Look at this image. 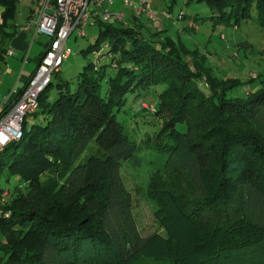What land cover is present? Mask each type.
<instances>
[{
	"label": "trees",
	"instance_id": "16d2710c",
	"mask_svg": "<svg viewBox=\"0 0 264 264\" xmlns=\"http://www.w3.org/2000/svg\"><path fill=\"white\" fill-rule=\"evenodd\" d=\"M190 1L210 4L226 22L247 18L254 5L264 24V0ZM14 14L13 1L0 0V58ZM129 18L96 19L82 51L98 62L74 83L57 81L53 97L50 83L32 113L40 120L0 152V171L19 174L26 188L0 200V264H264V79L229 95L238 79L213 74L206 54ZM154 85L163 88L148 110L162 121L156 139L166 158L146 192L167 238L140 235L118 173L137 143L116 109L128 91Z\"/></svg>",
	"mask_w": 264,
	"mask_h": 264
},
{
	"label": "rangeland",
	"instance_id": "374dc122",
	"mask_svg": "<svg viewBox=\"0 0 264 264\" xmlns=\"http://www.w3.org/2000/svg\"><path fill=\"white\" fill-rule=\"evenodd\" d=\"M12 1L15 5V14L8 17L7 29L10 30L14 24L25 23L30 15V18L37 17L34 12L30 13L32 8L34 9L37 5L36 0ZM149 2L153 7L155 3L161 4V7L169 12V15L163 17L161 27L157 29L155 22L144 15H142V19L139 18L135 22L142 24V28L160 30L157 33L160 36L170 34L174 38L180 37L188 47L197 48L200 54H206L205 64L210 67L213 74L222 78L238 79L239 84L227 91L229 95L244 94L263 85L261 79H264V24L259 21L258 11L254 5L250 7V14L247 18H241L238 21L232 19L226 22L219 18L210 4L204 1L186 3L185 0H176L170 9L166 6L169 0H149ZM111 12H122L124 23L127 24V21L130 23L129 17L132 13L123 5L122 0H113ZM179 12L183 17L181 15L177 18ZM211 14L214 15L211 16ZM107 21L115 25L121 22L113 14ZM190 21L194 25H191ZM82 29L85 32L84 35H79L78 29L74 28L66 39L65 44L70 48L71 53L63 60L59 71L52 74V83L48 88L50 97L57 93V81L76 82L83 66L90 60L96 59L95 51H90L85 56L82 49L94 41L98 24L87 23L82 26ZM144 32L148 33L146 30ZM30 38L26 46L27 51L30 50L25 65L27 73L35 68L40 54L49 41V36L42 33H36L33 41ZM107 38L108 35L104 36L100 44H103ZM5 40L4 44L6 42L8 44L9 39ZM256 75L259 78H250ZM162 88L163 85H154L128 91L124 103L119 109H116V117L122 122L124 132L137 143L136 157L122 161L118 167V173L130 191L131 214L143 237L154 234L163 238L168 237L165 224L154 212L157 203L146 192L150 174L161 166L166 158V153L157 146L159 139H156L162 121L154 112L141 105L142 100L148 104L156 105L158 102L157 92ZM26 118L29 125L32 119L40 120L39 115L33 114H27ZM176 126L182 129L184 124L177 123ZM18 184L25 191L24 182L19 174H9L6 168L0 171V187L12 191Z\"/></svg>",
	"mask_w": 264,
	"mask_h": 264
},
{
	"label": "built area",
	"instance_id": "2783aa9c",
	"mask_svg": "<svg viewBox=\"0 0 264 264\" xmlns=\"http://www.w3.org/2000/svg\"><path fill=\"white\" fill-rule=\"evenodd\" d=\"M112 3L113 0H38L35 7V11L39 13L38 19L29 20L22 29L28 30L33 24L34 33L48 35L49 41L35 68L30 72L25 86L9 104H5L7 107L0 115V152L7 144L22 137L24 126L29 124L26 115L37 109L40 93L52 83V74L59 71L63 60L71 53L65 43L74 28L78 29L79 35H84L82 26L94 23L97 18L107 20L113 14L117 20H123L122 12H111ZM122 3L137 16L144 15L153 21L160 19L149 0H122ZM161 13L163 16L169 15L165 8L161 9ZM181 15L179 12L177 18ZM189 23L194 25L191 21ZM102 45L105 46L106 43ZM12 53V48L5 52ZM96 62L97 59L94 63ZM141 105L154 110V106L146 101L142 100ZM7 192L8 190L3 189L1 201L5 200ZM1 212L0 209V214Z\"/></svg>",
	"mask_w": 264,
	"mask_h": 264
},
{
	"label": "crops",
	"instance_id": "0c3cea01",
	"mask_svg": "<svg viewBox=\"0 0 264 264\" xmlns=\"http://www.w3.org/2000/svg\"><path fill=\"white\" fill-rule=\"evenodd\" d=\"M36 2L38 3V0H36ZM150 5L152 6L151 2ZM35 7L34 9L32 8V11L30 13L33 14L34 12V15L37 14V17L33 16L32 18H30L31 15L29 14L30 16L25 23L18 25L14 24L13 27L10 28V30L13 31V34L8 38L9 43L7 44L6 42L5 49L12 48L13 53H4L3 56L0 58V108L5 106L6 103L9 104L18 95V93L25 86L26 81L31 72L29 71V73H27V71H25V65L27 63V59L29 58L28 53L30 51H27L26 46L27 41L29 40L31 35L33 36L30 39L31 41H33L32 39L35 35L34 27L32 26V24L31 27L26 30L22 29V26L26 24L29 20L36 21L38 19L39 13L35 11ZM127 8L132 13L131 8ZM153 8L157 10L158 17L160 18L154 21L157 26L156 28L159 29L161 27V21H163V17L165 16H163L161 13V4L155 3ZM140 17L142 18V16Z\"/></svg>",
	"mask_w": 264,
	"mask_h": 264
}]
</instances>
